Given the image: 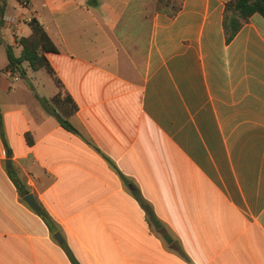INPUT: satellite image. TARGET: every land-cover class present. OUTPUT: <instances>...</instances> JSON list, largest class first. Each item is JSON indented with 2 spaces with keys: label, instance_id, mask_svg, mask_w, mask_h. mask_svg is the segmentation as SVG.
<instances>
[{
  "label": "crops",
  "instance_id": "1",
  "mask_svg": "<svg viewBox=\"0 0 264 264\" xmlns=\"http://www.w3.org/2000/svg\"><path fill=\"white\" fill-rule=\"evenodd\" d=\"M228 1L171 18L156 0H7L15 33L35 18L57 51L46 88L8 68L22 46L0 30V264H72L63 244L80 264H264V18L228 43Z\"/></svg>",
  "mask_w": 264,
  "mask_h": 264
},
{
  "label": "trees",
  "instance_id": "2",
  "mask_svg": "<svg viewBox=\"0 0 264 264\" xmlns=\"http://www.w3.org/2000/svg\"><path fill=\"white\" fill-rule=\"evenodd\" d=\"M184 0H156L155 12L164 13L171 18L177 16V14L183 8ZM7 9V0H0V30L4 25V16ZM259 14L264 18V0H229L225 5L224 13V29L226 33L227 42H231L236 34L242 29V27L250 21V18ZM29 26L31 28V34L21 39L22 51L20 56H16L12 48L7 49L8 68L13 72H18L20 75H25L23 68L24 63H28L29 67L34 71L46 69L49 73L54 75L46 53L56 52L57 48L46 33L43 25L35 18L30 20ZM60 84L59 80H56ZM65 100H71L72 109L71 113L76 112L78 109L76 103H74L70 96H67ZM60 101V95H57L52 102L57 103ZM44 109L55 116L58 122L65 128L77 132L76 128L67 119L56 111V107L47 99L41 100ZM70 114V113H69ZM68 114V115H69ZM67 115V116H68ZM11 179L16 184L20 195L22 197L28 194V191L23 190L20 179L13 173V170H9ZM134 195L138 198L142 206L145 208L148 216V220L156 221V215L149 203L145 201L139 190H134ZM42 219L49 225L50 218L48 214L40 209L37 212ZM72 264H80L74 257L70 249L63 244Z\"/></svg>",
  "mask_w": 264,
  "mask_h": 264
},
{
  "label": "water",
  "instance_id": "3",
  "mask_svg": "<svg viewBox=\"0 0 264 264\" xmlns=\"http://www.w3.org/2000/svg\"><path fill=\"white\" fill-rule=\"evenodd\" d=\"M9 166H11L10 161L7 162ZM24 201L34 210V211H39L40 210V206L35 198V196L33 194H27L26 196H24ZM55 238L59 241L62 242V237L60 236V234H56Z\"/></svg>",
  "mask_w": 264,
  "mask_h": 264
},
{
  "label": "built area",
  "instance_id": "4",
  "mask_svg": "<svg viewBox=\"0 0 264 264\" xmlns=\"http://www.w3.org/2000/svg\"><path fill=\"white\" fill-rule=\"evenodd\" d=\"M17 23H18L17 19H15L11 16H5L4 17V27L12 30L14 32L16 43L21 46V38L14 31V27Z\"/></svg>",
  "mask_w": 264,
  "mask_h": 264
},
{
  "label": "rangeland",
  "instance_id": "5",
  "mask_svg": "<svg viewBox=\"0 0 264 264\" xmlns=\"http://www.w3.org/2000/svg\"><path fill=\"white\" fill-rule=\"evenodd\" d=\"M20 4H25L26 0H17ZM15 52L18 53V50L15 49ZM43 77H44V81H45V84H46V88L47 87H51V85H53V81L51 79V76L50 74L44 69L43 70ZM59 106V105H58Z\"/></svg>",
  "mask_w": 264,
  "mask_h": 264
}]
</instances>
